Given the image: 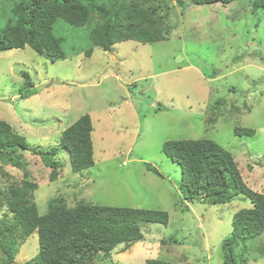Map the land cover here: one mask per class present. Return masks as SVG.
<instances>
[{
	"label": "rangeland",
	"instance_id": "1",
	"mask_svg": "<svg viewBox=\"0 0 264 264\" xmlns=\"http://www.w3.org/2000/svg\"><path fill=\"white\" fill-rule=\"evenodd\" d=\"M250 1L180 7L170 0L173 29L162 41H119L106 51L91 44L88 27L58 20L55 30L65 38V59L52 61L28 45L0 51V117L37 152L25 156L38 182L33 199L41 213L60 194L69 205L84 199L169 213L167 225L141 221L144 239L128 248L117 246L110 258L101 254L99 264H146L156 257L224 264L223 240L232 232L234 213L252 206L250 198L240 193L226 203L181 202L182 168L162 146L170 139H214L233 152L246 183L264 189V9L253 11ZM23 71L37 91L29 97L21 93ZM217 99L224 101L219 116L211 119ZM85 113L93 121L95 163L74 172L59 139ZM235 126L257 132L236 135ZM52 148L63 162L54 181L39 154ZM5 169L9 177L0 176L2 186L23 177L17 167ZM6 212L0 207V217ZM261 244L264 234L247 244L241 264H264ZM39 246L34 232L12 264L35 256Z\"/></svg>",
	"mask_w": 264,
	"mask_h": 264
},
{
	"label": "trees",
	"instance_id": "2",
	"mask_svg": "<svg viewBox=\"0 0 264 264\" xmlns=\"http://www.w3.org/2000/svg\"><path fill=\"white\" fill-rule=\"evenodd\" d=\"M169 1L0 0V51L28 45L52 61L65 59V38L55 30L58 20L74 27H88V40L106 51H112V46L119 41L150 43L166 40L173 29ZM174 1L183 7L187 2H220L226 5L235 0ZM250 4L253 11L264 9V0H251ZM90 52L91 49L87 51ZM22 76L23 97L35 94L36 87L29 72L23 71ZM223 101L217 99L211 119L219 116V104ZM92 131V117L85 113L60 136V147L67 149L74 172L95 163ZM234 132L240 136H254L257 129L235 126ZM30 150L27 137L0 117V176L9 177L5 169L7 165L17 167L23 173L19 182L12 181L7 186L0 183V207H6L8 211L0 217L2 264H12L19 246L34 232L39 235V252L21 264H99L101 254L110 258L117 246L128 248L144 239L139 225L141 221L169 223L166 210L103 205L84 199L69 205L61 194L51 198L47 211L41 213L33 199L38 182L31 177L25 156ZM162 150L182 168L181 202L226 203L240 193L250 198L252 206L234 213L232 232L222 244L224 264H241L249 253L245 249L247 244L264 234V189H252L244 180L233 152L214 139H170L163 143ZM39 154L42 162L50 168L49 179L56 180L63 166L62 160L55 155L56 149H47ZM146 167L163 177L154 165L147 164ZM259 251L264 254V244ZM146 264L193 263H176L156 257L148 258Z\"/></svg>",
	"mask_w": 264,
	"mask_h": 264
}]
</instances>
